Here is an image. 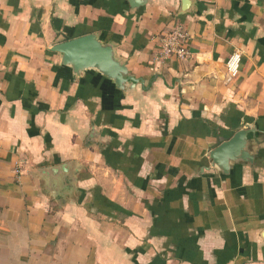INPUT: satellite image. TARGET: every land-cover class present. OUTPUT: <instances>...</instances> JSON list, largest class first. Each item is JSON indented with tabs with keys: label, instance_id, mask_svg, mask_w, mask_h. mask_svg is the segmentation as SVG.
I'll return each instance as SVG.
<instances>
[{
	"label": "crops",
	"instance_id": "obj_1",
	"mask_svg": "<svg viewBox=\"0 0 264 264\" xmlns=\"http://www.w3.org/2000/svg\"><path fill=\"white\" fill-rule=\"evenodd\" d=\"M88 33L142 82L62 66ZM246 128L252 161L211 166ZM0 264H264V0H0Z\"/></svg>",
	"mask_w": 264,
	"mask_h": 264
},
{
	"label": "water",
	"instance_id": "obj_2",
	"mask_svg": "<svg viewBox=\"0 0 264 264\" xmlns=\"http://www.w3.org/2000/svg\"><path fill=\"white\" fill-rule=\"evenodd\" d=\"M129 2L132 6H137L141 0ZM50 50L60 54V64L71 69L73 74L95 72L118 91H130L136 83L142 82V79L130 75L126 65L115 57L113 44L101 41L95 33L64 40L52 45ZM251 131L252 128L240 129L212 149L208 153L211 166L227 173L231 163L251 162L252 155L247 150V134Z\"/></svg>",
	"mask_w": 264,
	"mask_h": 264
},
{
	"label": "built area",
	"instance_id": "obj_3",
	"mask_svg": "<svg viewBox=\"0 0 264 264\" xmlns=\"http://www.w3.org/2000/svg\"><path fill=\"white\" fill-rule=\"evenodd\" d=\"M188 40L189 33L186 28L180 22L174 24L173 27L161 38L154 60L160 62L169 57L184 60L189 55ZM240 61L241 54L237 51L232 52L227 57L225 68L230 78L237 75ZM15 171L16 173L18 172L17 169Z\"/></svg>",
	"mask_w": 264,
	"mask_h": 264
}]
</instances>
